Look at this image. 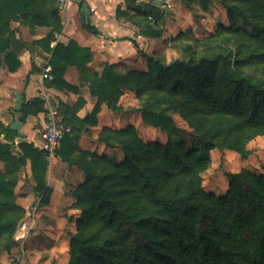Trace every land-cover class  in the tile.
Segmentation results:
<instances>
[{"label": "trees", "instance_id": "trees-1", "mask_svg": "<svg viewBox=\"0 0 264 264\" xmlns=\"http://www.w3.org/2000/svg\"><path fill=\"white\" fill-rule=\"evenodd\" d=\"M54 1L47 6L48 0H0V49L7 43L10 19L44 22L50 28L43 38L47 43L60 33ZM180 1L186 5L198 1L207 9L211 0ZM126 2L140 34L159 38V9L150 1ZM245 3L226 2L230 25L186 42L181 57L166 61L139 49L146 61L144 71L117 72L113 64H105L101 73L86 75L96 102L85 122L95 123L102 103L120 110L119 98L128 88L141 100L135 109L145 124L176 136L181 129L169 111L181 109L194 131L189 134V147L183 140L145 143L130 125L103 126L97 141L120 148L122 162L81 150L72 129L64 135L55 155L85 173L80 186L84 216L70 237L67 264H264V173L245 168L226 171L227 188L219 196L203 191L199 175L210 163V150L231 149L245 157L249 151L242 143L264 132V77L237 66L255 59L264 62V0ZM238 20L249 31L235 27ZM187 33L172 39L187 41ZM236 33L252 38V48L241 58L233 57L235 49L217 42ZM50 49V74L56 85L67 64L82 66L91 58L73 40L57 41ZM8 131L4 127L6 136ZM18 145V160L31 159L33 189L47 195L43 150ZM7 148L0 144V159H7ZM13 196L10 181L0 173V239L14 235L25 212ZM12 243H5L4 249L8 251Z\"/></svg>", "mask_w": 264, "mask_h": 264}, {"label": "crops", "instance_id": "crops-1", "mask_svg": "<svg viewBox=\"0 0 264 264\" xmlns=\"http://www.w3.org/2000/svg\"><path fill=\"white\" fill-rule=\"evenodd\" d=\"M51 1L48 0L47 6ZM137 1H150L161 13L166 7L175 14L178 12L175 7L183 8L180 0ZM59 3L60 0L54 1L53 6L57 8L62 29L60 33L55 32L48 43L43 38L50 28L44 22L19 17L10 19L7 43H3L0 49V144L9 146L4 151L7 159H0V173H4L12 185L14 202L24 210L26 199L31 196L40 198L44 194L33 189L31 159L26 157L24 163L18 160L21 153L18 144L27 143L33 149L43 150L40 131L48 111L54 109L57 118L78 135L77 144L81 150H103L97 134L103 126H114L121 112H113L102 103L94 124L83 120L96 102L86 75L101 73L105 64H113L117 72L144 71L146 61L139 49L151 53L157 39L140 34L135 22L137 18L133 10L127 8L126 0H67L63 9L59 8ZM84 4L87 5L85 11ZM148 19L151 21L150 15ZM54 40L65 44L73 40L91 55L82 66L73 62L67 64L59 85L53 83L50 74V48ZM48 65L50 70L46 71ZM132 91L124 89L120 102ZM4 127L10 129L7 136ZM42 155L47 161L46 186L51 187L48 194L52 202L63 193L62 179H74L80 170L55 154L48 157L43 150ZM21 232L18 230L17 239L23 237ZM12 249L5 250V256L0 254V264H15L10 258Z\"/></svg>", "mask_w": 264, "mask_h": 264}, {"label": "rangeland", "instance_id": "rangeland-1", "mask_svg": "<svg viewBox=\"0 0 264 264\" xmlns=\"http://www.w3.org/2000/svg\"><path fill=\"white\" fill-rule=\"evenodd\" d=\"M229 1L238 5L246 4L245 0H211L207 9H203L198 1H187V5L181 3L183 8L180 6L174 8L178 9L177 14L169 7L164 8L157 24L161 36L156 39L152 46L154 50L151 53L170 61L185 55L183 46L186 42L188 45L195 37H208L218 27L229 26V15L225 7V3ZM151 21H153L152 18ZM235 27H242L247 31L250 29L241 20L237 21ZM185 31L188 32L187 41L181 39L182 37L172 39ZM217 42L222 43L223 48L235 49L237 53L234 51L233 57L238 58L244 57L243 55L248 54L252 48V38L244 33H236L227 41L218 39ZM237 44L242 45V48H236ZM237 66L242 67L245 72L250 71L258 77H264V62L261 63L258 59L243 63V65L239 63ZM140 104L141 100L135 96L133 91L129 96L123 97L122 102L119 100L120 110L112 111L121 112V114L112 127L133 126L145 143L154 141L165 144L169 140L172 142L183 140L189 147L191 146L189 134L194 131V127L186 117L182 116L181 109L169 111L181 129L178 135L169 137L167 132L151 127L138 119L140 113L135 108ZM102 145L103 150L96 153L107 158H115L120 162L124 161V153L120 148ZM242 146L249 151L245 157L231 149L214 148L210 150V163L199 173L201 186L206 194L219 196L225 191L227 188L226 171L236 172L245 168L252 172L264 173V132L247 139ZM79 173L74 179H62L63 193L52 202H50L49 194L40 198L31 196L29 200L24 201L27 205L26 211L19 219L18 229L12 237L6 235L0 239V254L5 256L3 245L13 242L10 258L15 264H67L70 237L77 233V226L84 216L80 186L84 182L85 173L83 170ZM24 224V228L21 229ZM18 230L22 231L23 237L17 239Z\"/></svg>", "mask_w": 264, "mask_h": 264}, {"label": "built area", "instance_id": "built-area-1", "mask_svg": "<svg viewBox=\"0 0 264 264\" xmlns=\"http://www.w3.org/2000/svg\"><path fill=\"white\" fill-rule=\"evenodd\" d=\"M67 0H60L59 8L63 9ZM58 35H55L57 38ZM55 40L52 42L54 46ZM50 70V66L46 67V71ZM71 132V127L57 118L56 111L51 109L47 113V120L42 130L40 131V138L42 140V149L45 154L50 157L55 154L59 148L60 142L66 133ZM25 225L21 227L24 228Z\"/></svg>", "mask_w": 264, "mask_h": 264}, {"label": "water", "instance_id": "water-1", "mask_svg": "<svg viewBox=\"0 0 264 264\" xmlns=\"http://www.w3.org/2000/svg\"><path fill=\"white\" fill-rule=\"evenodd\" d=\"M87 9V5L86 4H84V11Z\"/></svg>", "mask_w": 264, "mask_h": 264}]
</instances>
